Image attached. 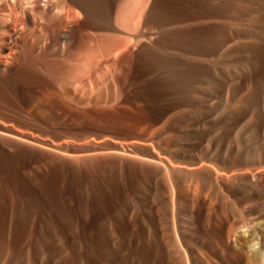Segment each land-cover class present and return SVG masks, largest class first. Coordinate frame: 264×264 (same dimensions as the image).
<instances>
[{
  "label": "rangeland",
  "instance_id": "obj_1",
  "mask_svg": "<svg viewBox=\"0 0 264 264\" xmlns=\"http://www.w3.org/2000/svg\"><path fill=\"white\" fill-rule=\"evenodd\" d=\"M0 264H264V0H0Z\"/></svg>",
  "mask_w": 264,
  "mask_h": 264
},
{
  "label": "bare ground",
  "instance_id": "obj_2",
  "mask_svg": "<svg viewBox=\"0 0 264 264\" xmlns=\"http://www.w3.org/2000/svg\"><path fill=\"white\" fill-rule=\"evenodd\" d=\"M126 19V18H125ZM126 21H128V20H126ZM221 30V29H220ZM98 36V35H97ZM114 36V35H113ZM122 38V37H121ZM110 39H112V38H110ZM97 40V39H96ZM104 40V39H103ZM260 40V39H259ZM91 41V40H90ZM109 41V40H108ZM107 41V42H108ZM118 42V41H117ZM122 42V41H121ZM113 43H115V42H113ZM168 43V42H167ZM101 44V43H100ZM104 47H103V49H102V52H104V53H106L107 55H110V54H114V50H113V48H112V44H111V42L109 41V43H106L105 41H104ZM121 44V43H120ZM123 45V44H122ZM122 45H120V47L122 46ZM117 46H119V45H117ZM114 47H115V45H114ZM128 48V47H127ZM117 49L119 50L120 48H118L117 47ZM116 49V53L118 52H120L122 49H123V47H122V49H120L119 51ZM95 50V49H94ZM93 50V51H94ZM99 51H101V50H99ZM146 52V51H145ZM82 53H83V51H82ZM96 53V52H95ZM99 53V52H98ZM144 53V52H143ZM131 54H133V53H131ZM118 55V54H117ZM83 56V55H82ZM85 56V55H84ZM150 57V56H149ZM84 58V57H83ZM106 58H108V57H106ZM135 58V57H134ZM161 59V58H160ZM157 62V61H156ZM134 65V64H133ZM187 65V64H186ZM77 68L78 69H81L80 67H82L81 66V64L80 63H78L77 64ZM192 69V68H191ZM82 71V70H81ZM81 71H79V72H81ZM186 71V70H185ZM81 74V73H80ZM164 168H166V167H164ZM207 189V188H206ZM251 239V238H250ZM4 241V240H3ZM186 263V262H185Z\"/></svg>",
  "mask_w": 264,
  "mask_h": 264
}]
</instances>
